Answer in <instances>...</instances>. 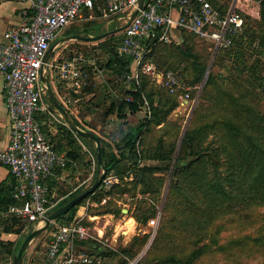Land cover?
Listing matches in <instances>:
<instances>
[{
	"label": "trees",
	"instance_id": "trees-1",
	"mask_svg": "<svg viewBox=\"0 0 264 264\" xmlns=\"http://www.w3.org/2000/svg\"><path fill=\"white\" fill-rule=\"evenodd\" d=\"M94 4V14L101 15L103 0H94ZM214 4L217 2L214 1ZM242 13L245 17L244 33L234 37L230 48L218 53L213 62L214 66L219 65L224 56L245 57V52L243 56L242 52L248 42L249 46L255 42L258 47H264V0L259 4H248V8L243 9ZM85 15L88 16L89 12L85 11ZM253 16L260 23L258 32L250 22ZM82 23L83 29H78L77 24H73L64 35H96L107 31L103 30L106 21L101 19ZM126 31L127 29L98 41H90L97 45L94 44L91 50L84 51L86 58H98L95 64L109 76V83L117 91V96L107 104L100 117L104 125H111V131L106 136L99 135L83 119L87 113L98 108L94 76L99 69L96 70L95 65L83 67L89 75L88 83L82 90L83 102L79 104L84 110L79 114L81 120L72 117L77 125L94 132L100 138L103 158L107 164L106 178L113 176L118 182L113 183L110 188L101 185L55 222H61V225L71 223L78 208L87 201L98 205L100 211L96 214H112L119 218L123 214L120 202L124 201L130 204V216L137 223L146 225L157 216L158 204L161 202L164 187L169 182L163 212L172 217L166 224L175 229L178 224L193 226L197 232L195 238L188 242L187 249L160 255H153L151 252L149 260L156 261V264H197L213 252H227L238 246L245 247L249 243L264 244L263 235H245L221 244L222 234L228 228L226 222L231 224L234 220L232 215L243 214V218H253L249 210L252 211L254 206H264V114L240 97L224 90L219 76L210 68L209 46L198 41L194 35L180 31L179 42L174 40L166 44L157 41L151 46L147 60L162 72L180 73L193 88L192 92H197L195 87L204 81L209 71L202 89L203 98L214 104L213 106L223 109V113L217 116H208L203 108L200 109L180 141V128L177 123L170 121V116L180 106L179 95L160 87L146 75L140 77L138 84L136 81L126 82L133 58L121 56L118 52V46ZM102 56L107 58L103 59ZM247 68L254 70L253 65ZM145 100L149 104L150 115L147 113L138 124H132L131 117L145 110ZM49 101L50 108L55 109L51 98ZM113 115L116 118L109 120ZM37 120L44 122L43 129L47 134L50 124L56 126V134L49 135L52 136L54 147L68 158L67 166L57 169L55 176L48 180L50 192L53 195L55 193V199L63 197L70 188L57 180L63 172L77 164L93 165L88 152L95 159L97 177L99 167L92 140L77 136L67 125L53 121L48 115L37 116ZM157 127H160L162 133L152 141L151 136ZM174 127L177 132L173 131ZM80 141L90 151L85 150ZM15 186L14 177L10 182L0 184V213L16 203ZM85 190L86 188L79 189L63 198L48 215ZM229 215L231 217L226 222L221 223L224 219L219 221ZM34 225L35 222L30 219L0 215V264H8L18 253L25 240L26 230L32 231ZM51 228L52 224L48 230ZM162 233L166 238L171 237L168 232ZM3 235H14L17 238L3 240ZM90 242L84 240L78 242L77 246L85 247ZM95 251L100 252L98 257L103 260L115 255L112 251L104 252L99 244L93 245L91 253L94 254ZM124 252L129 254L128 250ZM37 262L34 259V264H39ZM118 264H127V259H121Z\"/></svg>",
	"mask_w": 264,
	"mask_h": 264
},
{
	"label": "built area",
	"instance_id": "built-area-1",
	"mask_svg": "<svg viewBox=\"0 0 264 264\" xmlns=\"http://www.w3.org/2000/svg\"><path fill=\"white\" fill-rule=\"evenodd\" d=\"M19 1L28 4L23 11V21L18 26L9 27L3 41H0V76L4 79L10 119V142L0 151V166L8 167L16 181V203L0 215L30 219L36 226L58 204L55 195L50 192L48 180L55 176L57 169H64L68 163L66 155L54 147L51 137L43 129V123L37 120L39 113L50 110L48 92L40 78L44 57L68 26L97 19L108 24L115 21L126 23L138 7L139 0H103L104 6L99 16L93 12L94 0ZM260 2L146 0L144 8L138 11L118 46L121 56L133 58L134 70L127 76L126 82L136 81L138 84L140 77L146 75L170 93L178 94L180 102L189 103L193 88L183 76L178 72H162L147 60L151 40L170 44L174 40L180 41V31L192 34L209 46L211 67L218 53L230 48L234 37L244 33L242 10L248 8L250 3ZM85 11L89 12L88 16ZM85 65H94V61L83 53L62 60H49L46 64L47 75L52 72L54 77L68 84L72 92L82 91L89 77L83 69ZM205 81L206 77L195 87L199 94ZM145 106L149 116L150 107L146 100ZM115 182L118 180L110 176L101 185L110 188ZM159 215L149 221L150 226L157 224ZM55 224L53 237L41 264H102L101 259L92 258L77 249L78 242L91 237L87 225L81 220L66 225Z\"/></svg>",
	"mask_w": 264,
	"mask_h": 264
},
{
	"label": "rangeland",
	"instance_id": "rangeland-1",
	"mask_svg": "<svg viewBox=\"0 0 264 264\" xmlns=\"http://www.w3.org/2000/svg\"><path fill=\"white\" fill-rule=\"evenodd\" d=\"M253 14L255 15L254 11ZM250 22L251 24L253 23L254 28L258 32L260 28L258 18L253 16ZM75 24H77L76 27L78 29H83L82 22H77ZM124 24L125 23L118 21L112 22L111 24L105 23L103 30H112ZM71 28V26L65 28V30L61 33L57 40L52 43V45L60 40L62 38V34ZM249 43L250 42L245 44L243 48L244 50L242 52V56L245 52V57L243 56L242 58H237L233 57L232 55L224 56L223 60L219 62V65L214 66L213 63L210 68H213L215 74L219 76L220 84L224 90L229 91L236 97H240L245 103L254 107L255 109H258L264 114V47H258V44H255V42L254 45L249 46ZM94 44L97 45L96 42L92 43L82 41L73 43L68 47L67 55H64L61 59H64L67 56L69 57V55H71V57H75L78 55V53L84 54V51L87 49L91 50L92 47H94ZM56 53L57 52H55V54ZM55 54L50 57V61L53 59ZM102 57L103 59L107 58L106 56ZM92 58H94V56H92ZM92 58L88 59L95 62L98 60V58ZM252 65L254 66V70L247 68L248 66ZM94 68L98 70L100 67L98 64H95ZM210 68L209 70H211ZM95 73L94 80L96 82L98 81L105 83L109 78V76L105 74L104 71H95ZM48 75L50 78H54L52 72H48ZM202 91L199 94L198 91L196 92L194 90L192 92L190 102H181L180 106L170 116L171 123H177L176 125L180 128L178 131V139H180V141L181 138H183L185 131L194 121L197 112L200 109L203 108L208 116H217V114L223 113L222 107L213 106L214 104L203 98ZM106 106L107 105L101 107L100 111L95 114L93 119L87 120L88 126L92 128L97 134L103 136H106L112 129L110 124L107 125L106 123L104 125L102 119H100V117H102L103 110L106 109ZM146 114V110H142V112H140L137 116L131 117V123L138 124V121H141L146 116ZM110 119L111 118H109V120ZM173 131L177 132V128L174 127ZM161 133L162 130H160V127H157L151 136L152 141ZM211 138L214 139L213 136ZM93 161H95L94 158ZM76 177L80 178V183H82L88 177L86 179L87 182H85L83 187H87V185H89V188L95 182L94 165L80 166L78 169V175H76ZM72 181L68 180L66 183H64L65 187L69 186L68 182L72 183L71 185H74L75 183ZM168 191L169 182H167L166 186L164 187L161 202L158 204V214L160 215L157 224L153 227L149 225V222L146 225H141L136 222L134 231H130L129 234H126L125 232L127 230L125 224L127 220L131 218L129 212L127 213L123 211V214L119 218L114 217L112 214H96L98 211H100L98 205L87 201L86 204L78 208L76 214L79 211H85V213H88V215L93 216V219L87 220L88 218H84L82 221L90 228L91 237L87 240L91 242L90 244L85 245V247L78 245V249L92 258L99 259V251H95L94 254L91 253L93 250V245L99 244L102 246L104 252L109 253L112 251L115 254L112 256V258L109 256L104 260L101 259V261L104 263L114 262L117 264L119 261H121V259H127V264H156V261L149 260V255L151 252L153 255L158 253L160 255L163 253H173L181 251L182 249H187V244L191 239L195 238L194 236L197 232V229L193 226L190 227L186 226L185 224H178V222H176L178 224L176 229L168 223L166 224V222L172 217V215L169 216V214L163 212ZM120 205L123 210H129L130 208V204L128 202L121 201ZM249 212L253 214V218H243V214H238L232 215L234 216V220L231 224L226 222L227 219L231 217L230 215L224 216L219 220L221 222L224 219L221 223H224L225 221L228 225V228L222 234L221 244H227L230 240L237 239L238 237H243L245 235H253L255 237L260 235L264 236V206H254L252 207V211L249 210ZM106 215H111L114 218H108ZM74 220L76 219L74 218ZM55 223L56 222L53 223L54 226L51 228L52 230H50V232H44L33 241L31 244V249H29L25 256V264H30L31 258L35 252L38 256L37 263L41 264L40 262L43 261L46 255L49 241L53 237V231L56 225ZM57 223L61 224V222ZM41 224H38L37 226ZM176 230H179L180 232H176ZM27 232H29V230H26L25 233ZM162 232L170 233L171 237L166 238ZM98 234H101V237H99ZM16 238L17 236L14 235H3L1 239L9 240ZM124 250H128L129 254L125 253ZM11 260L13 261V258H11L8 263H10ZM197 264H264V244L249 243L245 247L238 246L227 252H213L203 257Z\"/></svg>",
	"mask_w": 264,
	"mask_h": 264
},
{
	"label": "crops",
	"instance_id": "crops-1",
	"mask_svg": "<svg viewBox=\"0 0 264 264\" xmlns=\"http://www.w3.org/2000/svg\"><path fill=\"white\" fill-rule=\"evenodd\" d=\"M27 7H28L27 3H24V2L19 1V0H2L0 2V41H3L4 33L9 27H15V26H18L22 23L23 11ZM64 36H66V35L62 34L61 37H64ZM73 43H75V42H73ZM71 44L72 43H67V44L59 46L58 47L59 49L56 48L55 52H57V53L56 54H55V52L53 53L55 55L51 61L58 60V59L60 60L64 55H67V49ZM95 63L96 62L94 61V65H95ZM133 70H134V65L132 63L131 71H133ZM99 71H103V70H99ZM131 71H130V73H131ZM48 77H49V75H48ZM49 81H50L52 90H53L54 95L56 96L58 102L60 104H62V106L68 111V113L70 114L71 117L74 116V117L79 118V120H81V117L79 114H81L82 111L84 110L83 106L79 105L80 103L83 102L82 91L76 90V91L72 92L70 90L68 84L61 82L56 77H54V78L49 77ZM94 86H95V89L97 90V95H98L97 99L95 100L97 102L96 104L98 105V108L97 109L95 108L91 113H87L83 118V119H85V121L93 119L95 114H97L98 111H100L101 107H104L105 105H107L112 100V98L114 96H117V91L115 90V87L109 83V78L107 79V81L105 83L97 81ZM49 99H50V97H49ZM49 99L47 100V103H48V107L50 110L43 111V112L39 113L38 116L42 117V115H48L53 119V121L60 122L58 120V118L56 117V115L54 114L53 110L49 106L50 105ZM79 107L81 108V110ZM115 118L116 117L113 115L111 117V120H114ZM42 123L44 124V122H42ZM48 132H49V134L55 135L57 132L56 126L50 124ZM49 134H47V135H49ZM49 136L52 138L51 135H49ZM77 136H79V135H77ZM9 142H10V119L8 116V111H7V107H6V99H5V95H4V79L2 76H0V151L4 150L9 145ZM80 143L84 147L85 150L90 151L89 148L82 141H80ZM88 153L90 154L92 161H93L94 157H93L92 153L91 152H88ZM93 162H95V161H93ZM93 165H94V172L96 173L95 163ZM80 166H81L80 164L74 165L73 167H71V169L63 172V174L59 177V179H57V180H59L58 181L59 183L63 182V184L66 183L68 180L72 181L74 179L72 182L75 183L74 185H71L72 183L68 182L70 189H69L68 193L65 194L63 197L55 199L56 201H58V203L61 200H63V198H66L69 194L74 193L79 189H82V188L88 189L89 185H87V187H83L85 185V182H87L86 179L88 177L82 183L79 182L80 178L76 177V175H78V169L80 168ZM12 177H13V175L10 172L8 167L0 166V184L4 183V182H10ZM95 179H96V177H95ZM54 195H55V193H54ZM123 211L125 212L126 210L124 209ZM92 217H93L92 215H88V213H85V211H82V212L79 211L76 214L75 219L83 221L84 218H86V219L88 218L87 220H90V219H93ZM106 217L114 218L111 215H108V216L106 215ZM52 227H53V224H52ZM49 231L50 230H47L46 232L48 233ZM98 236H101V234H98ZM29 249H31V245L29 246L28 251H29ZM77 249H78V246H77ZM79 251H81V250H79ZM82 253H84V252H82ZM46 254H47V251H46ZM37 257H38L37 253L35 252V254L31 258L30 264H34V259L37 260ZM99 259H101V258H99ZM11 262L13 263V261H11Z\"/></svg>",
	"mask_w": 264,
	"mask_h": 264
},
{
	"label": "water",
	"instance_id": "water-1",
	"mask_svg": "<svg viewBox=\"0 0 264 264\" xmlns=\"http://www.w3.org/2000/svg\"><path fill=\"white\" fill-rule=\"evenodd\" d=\"M146 4V0H139L138 7L133 11L132 15L130 16L129 20L122 26L108 30L106 32L96 34V35H88V34H71L66 35L62 37L60 40L55 42L50 49L47 51L44 60L43 65L41 67L40 71V78L42 81L43 86L46 88L49 97L52 99L55 109H53L54 114L59 119V121L67 127H69L74 133L77 135L84 137L86 139H90L95 144V156L97 160V165L99 167L98 175L95 179V182L85 191L80 193L78 196L74 197L72 200H70L68 203L63 205L62 207L52 211L45 219L43 220L42 224L39 226H35L32 231H29L25 234V240L23 241L18 253L13 257V264H25V256L28 251L29 246L31 243L38 238L43 232H46L51 224H53L59 217L67 214L70 210H72L81 200L85 199L88 195L92 194L97 188L101 186L104 179L106 178L107 174V164L104 161L103 154H102V142L100 138L92 131L84 129L77 125L68 111L60 104L54 95V92L52 90L49 77L47 75V68L46 64L49 61L50 57L55 52L56 48H58L61 45L67 44V43H73V42H90V41H98L104 37H107L112 34H116L120 31L126 30L133 19L137 16L138 11L140 9H143ZM156 42L155 39H152L150 42V46H152ZM208 72L206 73L205 77L207 78ZM125 212L128 213V210Z\"/></svg>",
	"mask_w": 264,
	"mask_h": 264
},
{
	"label": "bare ground",
	"instance_id": "bare-ground-1",
	"mask_svg": "<svg viewBox=\"0 0 264 264\" xmlns=\"http://www.w3.org/2000/svg\"><path fill=\"white\" fill-rule=\"evenodd\" d=\"M126 234H129L130 231H134L135 227H136V221L131 217L129 218V220H127L126 224Z\"/></svg>",
	"mask_w": 264,
	"mask_h": 264
}]
</instances>
